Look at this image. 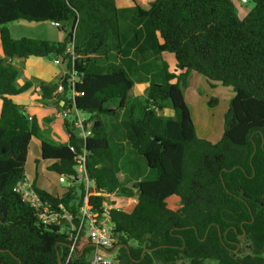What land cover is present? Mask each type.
<instances>
[{"label": "trees", "instance_id": "16d2710c", "mask_svg": "<svg viewBox=\"0 0 264 264\" xmlns=\"http://www.w3.org/2000/svg\"><path fill=\"white\" fill-rule=\"evenodd\" d=\"M239 1L0 0V264L63 263L73 243L64 220L42 223L15 191L26 180L33 139L47 170L70 183L53 195L31 181L44 206H63L77 224L85 196L96 218L104 202L114 205L116 264H264V0ZM247 3L252 8L239 15ZM16 21L58 22L65 36L14 39L5 25ZM165 52L174 56L172 73L165 63L144 70ZM30 57L58 59L74 74V97L65 73L58 107L86 115L85 139L72 119L63 121L65 142L45 139L37 119L12 100L31 87L17 84L13 60ZM141 71L151 74L143 101L132 92ZM192 72L234 91L214 143L197 136L184 99ZM57 87L42 84L34 94L51 100ZM82 154L88 191L76 181ZM139 159L151 178L136 172L145 170ZM171 196L176 209L166 203ZM92 251L80 232L68 264H88Z\"/></svg>", "mask_w": 264, "mask_h": 264}, {"label": "rangeland", "instance_id": "374dc122", "mask_svg": "<svg viewBox=\"0 0 264 264\" xmlns=\"http://www.w3.org/2000/svg\"><path fill=\"white\" fill-rule=\"evenodd\" d=\"M148 1V0H141ZM120 7H131V0H117ZM242 10L244 13H247L251 8L252 4H241ZM5 27L9 30L10 34L15 39L19 38H32L36 40H47L51 42H55L56 36H61V39L64 38V32L58 30L53 27L50 22H39V23H29L25 21H16L13 23H9L5 25ZM166 57H164L166 62V68L168 72H173L175 70V59L173 54L171 53H163ZM173 59V60H172ZM51 61V59H48ZM47 61V60H46ZM174 61V64H173ZM48 62V61H47ZM159 62L158 60L151 61L152 63ZM147 63V62H146ZM145 64V63H144ZM138 66V63H135V67ZM150 66L147 65V68ZM191 77L190 81H187L186 85L183 88L184 96L187 101V105L190 108L191 115L193 116V123L199 135H203L202 131H204V123L208 120H213L215 123L218 122V127L220 126L223 129L222 120L223 113L225 109L228 107L232 97L234 96V91L231 87L223 86L221 84H216L215 86H211L205 88L198 83V80L205 79L203 76L194 73ZM135 78V76H133ZM189 80V79H188ZM151 81V78L148 79ZM204 81V80H203ZM147 88L145 87L142 91V95L137 96L141 101H143L146 95ZM190 94L195 98L192 101L190 98ZM202 101H201V100ZM203 100L205 102L203 103ZM215 100L213 105H210V101ZM201 103V104H200ZM40 117L41 114L37 113ZM46 114L49 116L47 120H41L37 117L38 126L40 129V133L42 136L54 143H63L66 140V133L63 125L64 119L54 116V113L51 111H46ZM83 117H86L85 114H82ZM67 120H70L68 118ZM204 136V135H203ZM206 140V138H202ZM209 141V140H208ZM211 142V141H209ZM213 142H216L213 141ZM35 143H37L35 146ZM40 141L38 139H33V143L29 145V161L26 163V175L31 178L32 182L37 184L38 181H43L44 188L51 194H62L67 190V187L70 185L69 180L64 177H60L57 174H54L47 170V166L50 164L48 161H42L40 158L39 151ZM142 162L144 167V162L142 159H139ZM129 168H132V165L129 164ZM145 168V167H144ZM78 170V169H77ZM141 175H144L145 178H151L153 176L152 172L145 168V170L141 171V169L136 170ZM79 173V171H78ZM27 177V178H28ZM28 181H30L28 179ZM78 182H82V179H76ZM166 203L170 209H176L179 205L178 198L176 196H171L166 200ZM123 210H131L130 206L124 207L120 205ZM264 257V254H263ZM160 264V263H159ZM177 264H190L189 261L185 260L183 262H179ZM204 264H215L214 262H205Z\"/></svg>", "mask_w": 264, "mask_h": 264}, {"label": "built area", "instance_id": "2783aa9c", "mask_svg": "<svg viewBox=\"0 0 264 264\" xmlns=\"http://www.w3.org/2000/svg\"><path fill=\"white\" fill-rule=\"evenodd\" d=\"M241 3H246L247 0H240ZM51 25L55 28H58L60 24L58 22H51ZM72 46H70L67 51L71 52ZM54 62L56 64H62L63 65V76L65 73L69 76L67 82L69 86H71L70 92V98L71 100L74 97L73 93V86L75 82V77L72 72H68L65 70V64L55 59ZM61 82V81H60ZM59 82L56 94L61 97L63 92V87L61 83ZM72 109H74V106L72 105ZM58 117L62 119H72L74 127L78 131L79 137L82 139H85L87 136L90 135V123L87 122V119L82 116V114L75 110L70 111L68 109H60L58 111ZM71 150H74L72 147H70ZM85 157L84 155H79L77 157V173L78 177L77 179L81 178L82 180H85L86 182V191H88L89 183L86 181V171H85ZM16 192L21 193L22 199L27 202L31 207H33L36 210H39V219L42 223H52V224H60L62 220L65 221L66 224L69 225V228L67 229V232L69 233L70 237L73 238V243L70 245V250L68 253L67 258L62 264H68V261L74 252V243L77 240V236L80 232L84 231L85 236L90 240L91 246L93 247V251L90 253L88 264H116L114 256L115 254H107L104 253L99 248L111 251L112 246L115 242L113 237V225L109 221V212L114 208V205L109 202H104L102 204V217L96 218L94 214L92 213L90 207L88 206V200L87 197H84L83 205L79 208V222L77 224H72V217L70 213H68L63 206L59 205L58 210H50L49 206H44L42 202L40 201L37 194L32 190L31 188V182L28 181V178L26 177V180L19 184L18 187L15 189ZM131 202H135V200H131ZM69 230V231H68ZM75 232V233H74ZM73 233V234H72Z\"/></svg>", "mask_w": 264, "mask_h": 264}, {"label": "crops", "instance_id": "0c3cea01", "mask_svg": "<svg viewBox=\"0 0 264 264\" xmlns=\"http://www.w3.org/2000/svg\"><path fill=\"white\" fill-rule=\"evenodd\" d=\"M151 1H153V0L142 1V2L146 3V2H151ZM239 2L241 3V1H239ZM118 5L120 6V4H118ZM238 10H239V15L244 16L246 14L242 10V7H241V9H238ZM62 40H63V38L61 39V36H56V38H55V42H60ZM0 57H1V50H0ZM164 57H166V56L164 54H162L160 56V58H158L159 62H157V63L153 62L152 66L150 65L151 63H147L144 67V70L146 71V70L159 69L160 67H162L164 65L163 63L166 64ZM166 58H168V57H166ZM48 59L49 58L30 57L24 63H22L18 59L13 60V64H14L15 68H17L19 71V78L17 80V84L19 86H22L25 82H30L31 87L27 91H25L24 93L13 96L12 100L16 104L22 105L28 115L34 116L36 119L38 117L41 120L49 119V116L46 114V111H51L54 113V116L58 117L57 113L60 110L59 107L64 105V102L62 101V97H59L56 93L53 95V98L51 100H47L44 102L41 101L37 95L34 94V90L36 88H39L42 84H49V83H54V82H57V84H59L60 80L63 77V72H64L63 68H62L63 65L62 64L58 65L54 62V60L49 61ZM173 64H174V61H173ZM147 65H149L150 67L147 68ZM193 74H194V72L190 73L188 81L191 80L192 76H195ZM150 77H151V74L147 75L146 73H144V71H141L140 75L135 76L134 87L132 89L134 96L142 95V91L144 90V88L149 87L150 82L148 81L147 78L150 79ZM203 80H198V83L201 84V86H203L205 88H207V87L209 88L210 84L207 82L206 79H203ZM216 84H218V83H216ZM190 97H191L190 99L192 101H194L195 98L192 96V94H190ZM184 99L186 101L185 96H184ZM204 102H205V100H203V103ZM186 103H187V101H186ZM0 107H1V101H0ZM227 108L225 109V112H226ZM225 112L223 113V117H224ZM37 113H40L41 116L39 117ZM165 114L167 116L173 115V113L170 110H165ZM191 118L193 119L192 115H191ZM192 122H193V120H192ZM218 125H219L218 122L215 123V121H213V120H208V121H206V123H204L205 128H204V131H202L204 136L199 135L196 128H195L196 134L200 139L206 138L207 141L209 140L211 142H213L215 140L218 141L221 138V135L223 132V129H221L220 126L218 127ZM222 125H223V120H222ZM66 140H67V137H66ZM30 143L32 144L33 140H31ZM36 144L37 143H35V146H38ZM39 151H40V145H39ZM29 158L30 157H29V153H28L27 162L29 161ZM25 174H26V172H25ZM26 177H28V176L26 175ZM28 179L30 180V182L32 181L31 178L28 177ZM37 186L43 190H46L44 188L43 181H38Z\"/></svg>", "mask_w": 264, "mask_h": 264}, {"label": "water", "instance_id": "95a60500", "mask_svg": "<svg viewBox=\"0 0 264 264\" xmlns=\"http://www.w3.org/2000/svg\"><path fill=\"white\" fill-rule=\"evenodd\" d=\"M243 236H244V233L241 235V237H243ZM92 246H94V245H92ZM118 248H119V247L116 246V247H114L111 251H108V250H105V249H102V248H99V249L102 250L104 253H107V254L112 255V254H116V250H117ZM149 251H150V250H144L143 253H146V252H149ZM143 253H142V254H143ZM58 264H62L60 258H58Z\"/></svg>", "mask_w": 264, "mask_h": 264}]
</instances>
